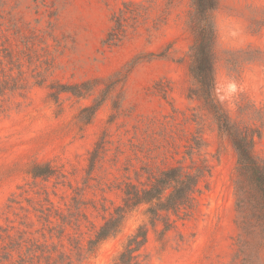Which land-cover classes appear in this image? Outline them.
I'll return each mask as SVG.
<instances>
[{
	"label": "rangeland",
	"instance_id": "374dc122",
	"mask_svg": "<svg viewBox=\"0 0 264 264\" xmlns=\"http://www.w3.org/2000/svg\"><path fill=\"white\" fill-rule=\"evenodd\" d=\"M125 2L140 15L108 46ZM192 12V0H0V264H115L142 225L134 264H264V244H249L237 224L235 152L191 94ZM213 18L217 97L232 119L261 131L264 158V0H219ZM131 64L88 125L77 117L103 84L84 98L52 94ZM202 161L210 174L192 210L170 214L167 230L139 206L89 247L127 185ZM32 163L54 175L33 178Z\"/></svg>",
	"mask_w": 264,
	"mask_h": 264
},
{
	"label": "trees",
	"instance_id": "16d2710c",
	"mask_svg": "<svg viewBox=\"0 0 264 264\" xmlns=\"http://www.w3.org/2000/svg\"><path fill=\"white\" fill-rule=\"evenodd\" d=\"M218 6L219 0H192L193 12L188 25L192 35L188 65V72L194 83L191 94L196 96L213 118L219 137L227 140L235 152L232 182L237 224L243 239L245 237L249 244L260 246L264 244V158L256 152L255 145L262 134L257 128L232 119L217 97L214 57L216 27L213 13ZM132 7L137 9L138 5L125 2L123 9L112 16L113 26L105 38V44L116 46L126 37L128 29L133 27L128 24L129 20L135 22L140 15L136 10H129ZM132 68L133 64L124 72H117L109 78L57 85L52 94L57 96L60 93H70L77 98H84L103 84L105 88L101 90L100 98H96L92 105L83 107L77 117L80 124L88 125L108 95L126 80ZM28 172L33 178L47 179L54 175V169L48 163H32ZM209 174L210 169L205 161L200 164L192 162L188 168L174 166L159 171L145 185H127L122 191V205L116 207L114 215L97 229L89 247L118 233L126 214L139 206H145L150 226L154 227L156 222H161L163 229L167 230L171 225L168 218L170 214L179 216L192 210L200 183ZM146 240V226L137 227L115 258V264H134Z\"/></svg>",
	"mask_w": 264,
	"mask_h": 264
}]
</instances>
